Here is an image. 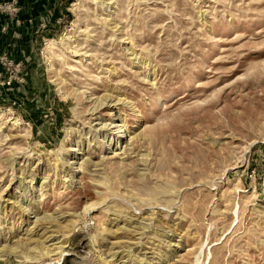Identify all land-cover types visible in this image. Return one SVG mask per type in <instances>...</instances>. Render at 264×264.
I'll return each instance as SVG.
<instances>
[{"label":"rangeland","instance_id":"1","mask_svg":"<svg viewBox=\"0 0 264 264\" xmlns=\"http://www.w3.org/2000/svg\"><path fill=\"white\" fill-rule=\"evenodd\" d=\"M200 252L264 264V0H0V264Z\"/></svg>","mask_w":264,"mask_h":264},{"label":"bare ground","instance_id":"2","mask_svg":"<svg viewBox=\"0 0 264 264\" xmlns=\"http://www.w3.org/2000/svg\"><path fill=\"white\" fill-rule=\"evenodd\" d=\"M110 94V93H109ZM107 95V94H106ZM105 95V96H106ZM112 96V94H111ZM114 96V95H113ZM109 97V101L106 103V105L110 108H114L116 107V105L118 104V102H120L122 99H120L119 97ZM126 102V101H125ZM100 122V121H99ZM101 127V126H100ZM105 128V131L108 133L109 136H116L117 138H121V137H125L127 135V127L124 121H120V120H113L112 124H108L103 127V129ZM101 129V128H100ZM130 137V136H129ZM131 138V137H130ZM116 154V152L114 153ZM6 201V199H5ZM8 203V202H7ZM30 224H32V227H35L37 222H31ZM29 225V224H28ZM45 226H47L45 224ZM117 228V227H116ZM31 229V228H30ZM29 227L26 229L27 232H29ZM40 228H38V226L35 227V232L34 235L35 237H37L36 239H41L44 242H49L50 240H53L50 236H44L42 233L39 232ZM26 234V232H25ZM27 235V234H26ZM26 240L31 241L34 240L32 238V236H26L25 237ZM61 242V241H59ZM45 245V244H44ZM56 245V243H55ZM61 245V244H59ZM59 248V247H58ZM11 251V250H10ZM59 251V250H58ZM62 252V250H61ZM1 255V254H0ZM201 252L196 256V260H195V264H204L201 263Z\"/></svg>","mask_w":264,"mask_h":264}]
</instances>
